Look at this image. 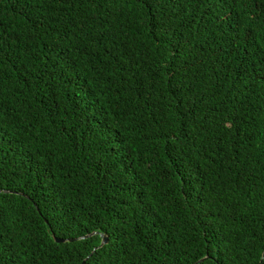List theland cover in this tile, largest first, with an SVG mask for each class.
Here are the masks:
<instances>
[{
    "label": "trees",
    "instance_id": "16d2710c",
    "mask_svg": "<svg viewBox=\"0 0 264 264\" xmlns=\"http://www.w3.org/2000/svg\"><path fill=\"white\" fill-rule=\"evenodd\" d=\"M263 253L264 0H0V264Z\"/></svg>",
    "mask_w": 264,
    "mask_h": 264
},
{
    "label": "water",
    "instance_id": "95a60500",
    "mask_svg": "<svg viewBox=\"0 0 264 264\" xmlns=\"http://www.w3.org/2000/svg\"><path fill=\"white\" fill-rule=\"evenodd\" d=\"M92 234H94V233L87 234V235H84V236H81V237H78V238H69V239H66V238H58V237H55L54 239H55L56 242H66V241H72V240H74V239H82V238H86V237H88V236H90V235H92ZM107 241H108V236H107L106 234H102V235H101V242H100V244H99L98 246H96V247L93 249V251L96 250L97 248L102 247L104 244L107 243ZM262 255L264 256V253H263ZM204 259H205V257L199 259V260L196 261L195 263H199V262L203 261Z\"/></svg>",
    "mask_w": 264,
    "mask_h": 264
},
{
    "label": "snow or ice",
    "instance_id": "6c2138e0",
    "mask_svg": "<svg viewBox=\"0 0 264 264\" xmlns=\"http://www.w3.org/2000/svg\"><path fill=\"white\" fill-rule=\"evenodd\" d=\"M261 264H264V261H262Z\"/></svg>",
    "mask_w": 264,
    "mask_h": 264
}]
</instances>
